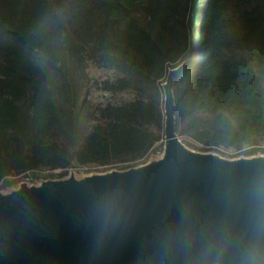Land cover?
Segmentation results:
<instances>
[{"label": "trees", "instance_id": "16d2710c", "mask_svg": "<svg viewBox=\"0 0 264 264\" xmlns=\"http://www.w3.org/2000/svg\"><path fill=\"white\" fill-rule=\"evenodd\" d=\"M182 62V142L264 155V0H0V189L137 166L164 138L162 83Z\"/></svg>", "mask_w": 264, "mask_h": 264}, {"label": "water", "instance_id": "95a60500", "mask_svg": "<svg viewBox=\"0 0 264 264\" xmlns=\"http://www.w3.org/2000/svg\"><path fill=\"white\" fill-rule=\"evenodd\" d=\"M163 89L164 149L126 169L0 192V264H264V155L193 151Z\"/></svg>", "mask_w": 264, "mask_h": 264}, {"label": "rangeland", "instance_id": "374dc122", "mask_svg": "<svg viewBox=\"0 0 264 264\" xmlns=\"http://www.w3.org/2000/svg\"><path fill=\"white\" fill-rule=\"evenodd\" d=\"M92 72V71H91ZM94 74H96L97 76H101L102 75V72L100 71H95ZM91 93L93 95L95 94H100V91H98L95 87H92L91 88ZM176 134L178 135V138L182 141H185L186 139L188 140L189 138H187L185 135L183 134H180L178 132H176ZM183 143V142H182ZM192 149L193 151H197V152H203V153H211L213 155H218V156H222V157H228V156H225L223 154H220L219 152L215 151L213 148H207V149H194V148H190ZM243 156V155H242ZM155 158H158L155 157ZM233 158V157H232ZM150 159H146L145 161L143 162H139L138 165L140 164H143L145 162H148ZM111 169H117V168H111ZM111 169H104L102 166H93V167H88V169L86 170V172H80L77 168L73 169V168H70L69 171H68V174L69 172L72 171V173L74 174V176L80 178V177H83L85 175H89V174H93V173H104V172H107ZM60 171V169L58 170H53L52 173H54V176L50 177L49 176V173L48 172H40V173H37L36 175L35 174H24L22 176H17V179H16V183L14 184L13 187H10L9 189L7 190H4V189H0V192L1 193H6V192H9L10 190L12 189H16L17 187L21 186L22 182L24 183H29V184H40L42 183L44 180H47V179H59V177L57 176V173ZM34 181H33V180Z\"/></svg>", "mask_w": 264, "mask_h": 264}, {"label": "built area", "instance_id": "2783aa9c", "mask_svg": "<svg viewBox=\"0 0 264 264\" xmlns=\"http://www.w3.org/2000/svg\"><path fill=\"white\" fill-rule=\"evenodd\" d=\"M262 145L264 146V142L262 143ZM215 148L225 153H235L236 152V150L232 148H225L222 146H218ZM163 149H164V138L156 141L154 145L149 149V151L144 155V157H142L140 162H143L146 159H150L152 157H157V156L160 157L163 153ZM72 168L73 169L77 168L82 173L86 172V170L88 169L87 166H77V167H72ZM55 170H58V169H55Z\"/></svg>", "mask_w": 264, "mask_h": 264}]
</instances>
